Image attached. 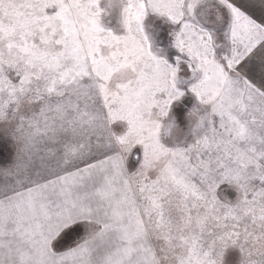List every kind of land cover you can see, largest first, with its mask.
<instances>
[{
	"label": "snow or ice",
	"instance_id": "snow-or-ice-1",
	"mask_svg": "<svg viewBox=\"0 0 264 264\" xmlns=\"http://www.w3.org/2000/svg\"><path fill=\"white\" fill-rule=\"evenodd\" d=\"M0 165V264H264V0H0Z\"/></svg>",
	"mask_w": 264,
	"mask_h": 264
},
{
	"label": "rangeland",
	"instance_id": "rangeland-1",
	"mask_svg": "<svg viewBox=\"0 0 264 264\" xmlns=\"http://www.w3.org/2000/svg\"><path fill=\"white\" fill-rule=\"evenodd\" d=\"M10 147V146H9ZM14 158V156H12V154H11V152H9L8 153V158L6 159V161H5V164H7L11 159H13ZM2 166H4V165H0V167H2Z\"/></svg>",
	"mask_w": 264,
	"mask_h": 264
}]
</instances>
